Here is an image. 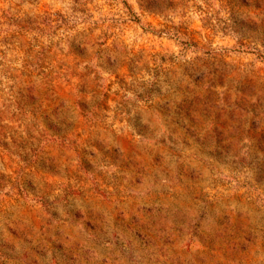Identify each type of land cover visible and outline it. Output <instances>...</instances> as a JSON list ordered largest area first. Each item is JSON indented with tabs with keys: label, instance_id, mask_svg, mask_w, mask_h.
I'll return each instance as SVG.
<instances>
[{
	"label": "clouds",
	"instance_id": "obj_1",
	"mask_svg": "<svg viewBox=\"0 0 264 264\" xmlns=\"http://www.w3.org/2000/svg\"><path fill=\"white\" fill-rule=\"evenodd\" d=\"M0 264H264V0H0Z\"/></svg>",
	"mask_w": 264,
	"mask_h": 264
}]
</instances>
